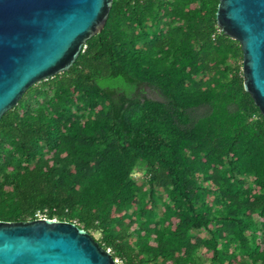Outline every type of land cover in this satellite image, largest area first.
<instances>
[{
	"label": "trees",
	"instance_id": "1",
	"mask_svg": "<svg viewBox=\"0 0 264 264\" xmlns=\"http://www.w3.org/2000/svg\"><path fill=\"white\" fill-rule=\"evenodd\" d=\"M218 5L113 0L1 117L0 221L74 223L118 264H264V118Z\"/></svg>",
	"mask_w": 264,
	"mask_h": 264
},
{
	"label": "water",
	"instance_id": "2",
	"mask_svg": "<svg viewBox=\"0 0 264 264\" xmlns=\"http://www.w3.org/2000/svg\"><path fill=\"white\" fill-rule=\"evenodd\" d=\"M113 0H0V119L35 84L67 71ZM220 31L242 50L244 90L264 118V0H219ZM0 264H118L74 223L0 221Z\"/></svg>",
	"mask_w": 264,
	"mask_h": 264
},
{
	"label": "rangeland",
	"instance_id": "3",
	"mask_svg": "<svg viewBox=\"0 0 264 264\" xmlns=\"http://www.w3.org/2000/svg\"><path fill=\"white\" fill-rule=\"evenodd\" d=\"M143 177V173H142V170H138L137 173L134 175V178L136 180H140V178ZM199 236L201 237H204L206 234L205 232H201V233H198ZM95 238H98V236L96 235Z\"/></svg>",
	"mask_w": 264,
	"mask_h": 264
},
{
	"label": "built area",
	"instance_id": "4",
	"mask_svg": "<svg viewBox=\"0 0 264 264\" xmlns=\"http://www.w3.org/2000/svg\"><path fill=\"white\" fill-rule=\"evenodd\" d=\"M36 217H37V219H46V218H44V216L42 214H37Z\"/></svg>",
	"mask_w": 264,
	"mask_h": 264
}]
</instances>
